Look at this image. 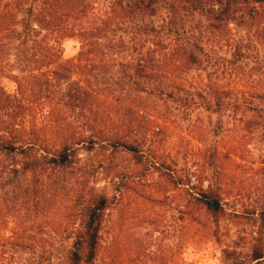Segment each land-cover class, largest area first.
Instances as JSON below:
<instances>
[{
	"label": "trees",
	"instance_id": "16d2710c",
	"mask_svg": "<svg viewBox=\"0 0 264 264\" xmlns=\"http://www.w3.org/2000/svg\"><path fill=\"white\" fill-rule=\"evenodd\" d=\"M233 27L244 34L234 38ZM69 37L79 48L64 58ZM113 69L117 75L105 78ZM194 71L204 75L198 85L188 78ZM2 76L14 90L0 84V264H98L105 218L121 188L134 192L158 168L145 147L166 132V121L145 112L144 100L228 111L247 135L264 127V0H0ZM92 151L102 153L94 169L81 155ZM117 151L138 170H114ZM98 168L114 185L110 196L90 179ZM161 174L168 189L178 188L174 176ZM187 181L179 210L187 230L207 227L215 237L211 225L221 218L234 227L253 223L252 234L238 235L250 243L245 258L234 241L220 249L222 259L264 264V204L229 210L221 185ZM140 196L161 200L150 191ZM51 227L60 252L31 249L26 263L22 250Z\"/></svg>",
	"mask_w": 264,
	"mask_h": 264
},
{
	"label": "rangeland",
	"instance_id": "374dc122",
	"mask_svg": "<svg viewBox=\"0 0 264 264\" xmlns=\"http://www.w3.org/2000/svg\"><path fill=\"white\" fill-rule=\"evenodd\" d=\"M233 30L234 38L244 34L236 27ZM78 48L76 38H66L62 41L63 57L75 56ZM207 71L211 73L208 82L212 83L215 72L210 67ZM115 72L116 69L108 70L104 77L116 76ZM188 78L190 83L198 85L204 75L194 71L188 74ZM0 84L9 92L14 90V83L8 78L2 76ZM144 102L145 112L158 113L166 121V132L157 136L150 147H145L146 159L157 161L155 166L158 168L152 165L147 173L148 179L132 185L134 192L125 186L121 188L122 197L105 218L98 264H228L222 259L220 249L234 241L238 242L236 254L239 253V259L243 260L250 243L248 239L245 243L239 240L238 235L252 234L254 224L239 220L234 227L227 218H221L211 225L215 237L209 234L207 227L188 231L185 218L179 211L182 210L180 186L188 179L189 185H221L229 210L259 208L264 204V127L247 135L241 129L243 123L239 124L238 119L228 115V111L219 116L196 105L179 108L171 103L164 104L152 96ZM112 119L114 127L122 133L121 119L117 115ZM107 152L105 150L104 154ZM81 155L91 169L102 160V153L96 151ZM110 159L114 170H138L132 166L130 156L122 152H115ZM161 172L174 176L178 188L168 189ZM109 178L101 168L96 170V177H90L95 179L93 184L98 189L110 196L114 185ZM148 191L161 200L154 204L146 202L140 195ZM249 218L252 222L253 217ZM207 222L210 224L209 220ZM46 230L40 243L22 250L26 263L33 261L31 249L37 252L44 247L55 254L60 252L62 244L55 234L53 236L55 230L52 227Z\"/></svg>",
	"mask_w": 264,
	"mask_h": 264
}]
</instances>
